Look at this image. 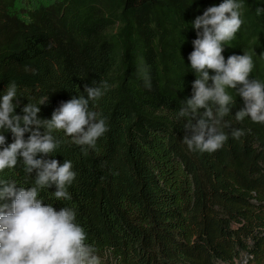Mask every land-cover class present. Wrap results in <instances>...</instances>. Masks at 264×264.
Wrapping results in <instances>:
<instances>
[{"label": "trees", "instance_id": "1", "mask_svg": "<svg viewBox=\"0 0 264 264\" xmlns=\"http://www.w3.org/2000/svg\"><path fill=\"white\" fill-rule=\"evenodd\" d=\"M222 2L0 0V97L17 85L16 115L49 97L38 117L50 120L61 102L87 98L85 85L110 86L94 102L109 129L98 151L85 155L54 131L62 143L44 157L72 162V199L56 200L55 185L38 196L57 211L74 208L102 264H264V123L235 120L244 101L233 89L225 119L244 130L239 140L224 129L229 139L220 150L191 151L182 142L191 136L187 120H176L196 79L188 60L197 38L192 21ZM242 3L244 23L223 55L250 54L249 79L264 83V0ZM4 134L12 143V133ZM35 178L22 158L0 172L17 188Z\"/></svg>", "mask_w": 264, "mask_h": 264}, {"label": "clouds", "instance_id": "2", "mask_svg": "<svg viewBox=\"0 0 264 264\" xmlns=\"http://www.w3.org/2000/svg\"><path fill=\"white\" fill-rule=\"evenodd\" d=\"M243 7L242 0H223L206 8L192 21L197 38L192 41L193 51L188 60L196 79L191 97L183 101L176 114L177 121L187 120L184 127L191 136L185 135L182 142L191 151L220 150L229 139L224 129L231 128L235 140L245 135L244 130L233 127L225 119L235 103L228 89L236 90V95L244 101V107L235 114L237 122L247 117L254 123H264V83L249 79L254 68L252 56L244 52L225 60L223 55L225 45L235 38L244 23ZM261 11L264 10L258 9ZM210 70L215 74L210 75ZM144 79L150 88L146 71ZM109 87L107 81L94 87L85 85L87 98L79 95L61 102L50 120L38 117L40 105L49 97L41 98L39 106L29 102L22 108V116L15 114L18 105L13 100L18 95L14 82L0 97V130H4L0 132V172L14 169L18 158H22L28 175L36 172L34 185L27 188H17L15 180H0V264H102L95 246L86 243L87 234L76 223L74 208L65 206L57 211L38 196L41 189L55 185L56 200L72 199L68 186L77 175L72 162L65 160L60 164L56 159L44 157L53 154L62 143L53 135L54 131H63L72 143L82 147L85 155L88 149L98 151L97 141L109 129L101 113L94 110V102ZM200 109H204L203 113ZM7 131L13 135L10 144H6ZM26 133H29L27 139ZM38 154L41 158H37Z\"/></svg>", "mask_w": 264, "mask_h": 264}]
</instances>
